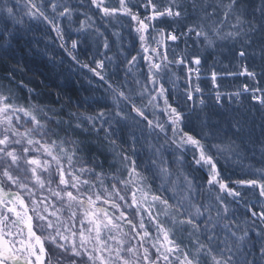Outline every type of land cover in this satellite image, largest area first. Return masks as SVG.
Instances as JSON below:
<instances>
[{
  "label": "snow or ice",
  "instance_id": "1",
  "mask_svg": "<svg viewBox=\"0 0 264 264\" xmlns=\"http://www.w3.org/2000/svg\"><path fill=\"white\" fill-rule=\"evenodd\" d=\"M25 17L88 95L28 86ZM229 44L247 79L206 96ZM0 71V264H264V0H0Z\"/></svg>",
  "mask_w": 264,
  "mask_h": 264
},
{
  "label": "trees",
  "instance_id": "2",
  "mask_svg": "<svg viewBox=\"0 0 264 264\" xmlns=\"http://www.w3.org/2000/svg\"><path fill=\"white\" fill-rule=\"evenodd\" d=\"M11 3H15L16 0H10ZM24 0H21V6ZM73 4L81 3V0H72ZM254 5H259L260 0H252ZM25 23L32 24V31L28 32V34L24 37L25 43L21 45L23 48V54L19 51L17 52V59L21 60L22 65H24V75L23 79L28 82L29 87H37L38 90H44V96L41 99H45L47 96V90H45V85H48L52 90L53 94L55 93L57 88H64L67 91H77L81 97L88 95L89 84L87 77L84 73L77 70L76 67H69L68 64L64 65H56L53 66L50 64L47 59L40 55L39 52L43 51L44 44L49 42L45 36V28L43 24H39L36 22L28 21L27 17H25ZM65 29L71 32L73 38H75L76 33L72 31L78 25L75 23L68 24L64 22L62 25ZM119 30V29H117ZM125 29V33H126ZM52 37L55 36V33L51 34ZM29 45L31 46L32 52H29ZM184 45L181 44V48ZM191 47V45L189 46ZM236 48H239V45H236ZM59 51V49H57ZM79 58L82 62H90L93 55H95V47L91 42L83 43L81 42L80 47L78 49ZM111 55V53H109ZM107 63V61H106ZM241 59L236 54V50L232 47L231 44L227 45L219 49L211 58L207 60V63L200 69L201 71V80L206 81L204 87L206 89L205 95L212 92V84L210 81L211 72L213 70L217 71L219 74V83L221 84V88L219 89L222 93L233 92L237 89L238 86L242 85L246 81V77L242 75H228V73H240L243 69L241 67ZM243 64L247 65L249 68H255V70L259 73L260 64L259 56L257 55L254 59L250 56L249 58L243 60ZM114 69L109 68V74L113 73ZM140 69L137 68L135 70L136 76L139 77ZM4 75L2 71H0V76ZM91 75V74H88ZM119 75L121 79L124 77V68L121 66L119 70ZM182 83V81H181ZM262 86H264V82H262ZM93 88H97L95 96L99 98L101 94L104 92V86L93 83L91 86ZM248 94H245L244 97L240 98L238 103H242L245 107H250L251 102L247 99ZM232 97L223 96L221 103L225 107L236 108L237 103H233ZM214 101V97L209 100V103ZM254 165L255 167H260L259 156L257 155L256 160H248L242 161L240 164L233 165L234 170H239L243 168L247 171L249 164ZM252 199H255L254 197Z\"/></svg>",
  "mask_w": 264,
  "mask_h": 264
}]
</instances>
